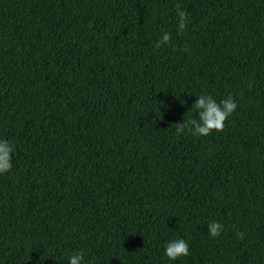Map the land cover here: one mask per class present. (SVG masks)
<instances>
[{"label": "trees", "instance_id": "trees-1", "mask_svg": "<svg viewBox=\"0 0 264 264\" xmlns=\"http://www.w3.org/2000/svg\"><path fill=\"white\" fill-rule=\"evenodd\" d=\"M0 140V264H264V0H0Z\"/></svg>", "mask_w": 264, "mask_h": 264}, {"label": "clouds", "instance_id": "clouds-1", "mask_svg": "<svg viewBox=\"0 0 264 264\" xmlns=\"http://www.w3.org/2000/svg\"><path fill=\"white\" fill-rule=\"evenodd\" d=\"M177 32L183 33L188 26V14L176 5ZM171 40L170 33H163L161 38L156 41L155 47L160 48L169 44ZM251 89V83L248 85ZM192 108L196 111L198 118L184 120L183 123L176 124V133L181 134L186 129L191 132L194 137H206L212 132H221L224 129L225 121L236 110L237 104L233 97L229 95L219 103L211 95H200ZM14 145L8 140H0V174L7 173L12 168V153ZM223 225L216 221L208 223V233L210 237L216 238L220 236ZM244 233L238 232L237 238L244 239ZM189 254V245L184 239H176L168 242L164 249V255L172 261L180 257H186ZM84 253L74 252L70 255L68 264H83Z\"/></svg>", "mask_w": 264, "mask_h": 264}, {"label": "bare ground", "instance_id": "bare-ground-1", "mask_svg": "<svg viewBox=\"0 0 264 264\" xmlns=\"http://www.w3.org/2000/svg\"><path fill=\"white\" fill-rule=\"evenodd\" d=\"M143 83V82H142ZM38 110V109H37Z\"/></svg>", "mask_w": 264, "mask_h": 264}]
</instances>
